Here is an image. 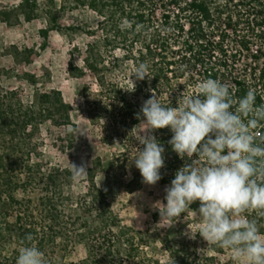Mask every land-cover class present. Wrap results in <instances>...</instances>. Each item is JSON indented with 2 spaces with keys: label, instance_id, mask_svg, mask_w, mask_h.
Instances as JSON below:
<instances>
[{
  "label": "trees",
  "instance_id": "1",
  "mask_svg": "<svg viewBox=\"0 0 264 264\" xmlns=\"http://www.w3.org/2000/svg\"><path fill=\"white\" fill-rule=\"evenodd\" d=\"M38 1L21 0L15 10L30 22L38 17ZM47 2L43 38L50 31H81L94 39L70 49L67 73L81 82L76 96L101 143L119 148L107 165L98 158L91 162L82 191L72 196L71 171L44 160L47 149L58 155L73 149L70 104L55 89L26 95L0 86V264H16L25 243L38 247L46 264H56L46 260L48 252L77 244L87 249L79 264H159L145 252L154 235L120 226L113 208L117 196L142 182L131 162L142 147L134 139L140 123L135 114L153 92L175 107L181 93L194 94L208 78L229 84L234 100L255 89L257 105L264 104V0H60L58 8L55 0ZM82 11L97 18L93 26L60 24V14ZM140 62L149 65L153 77L137 81L134 92L125 91L132 83L119 80L121 71L127 67L132 74ZM154 135L165 148L159 183L167 186L185 161L168 144L169 129ZM254 135L264 137V122ZM198 207L199 202L191 205ZM191 208L180 219L195 215ZM248 218L257 219L264 234V218L251 211ZM202 239L199 234L196 241L163 237L165 264H226L221 256L231 251L208 244L210 253L199 254Z\"/></svg>",
  "mask_w": 264,
  "mask_h": 264
},
{
  "label": "clouds",
  "instance_id": "2",
  "mask_svg": "<svg viewBox=\"0 0 264 264\" xmlns=\"http://www.w3.org/2000/svg\"><path fill=\"white\" fill-rule=\"evenodd\" d=\"M123 26L130 27V22ZM152 77L149 65L140 62L129 77L132 88L124 90L134 92L137 81ZM135 117L142 130L134 139L142 147L131 162L142 183L155 186L162 179L165 148L154 135L157 130H170L168 144L185 161L165 186L163 200L152 205L160 218L156 227H174L199 202L198 209H191L202 223L197 233L188 229L185 235L195 239L199 234L207 244L229 249L243 264H264V234L257 219L248 218L250 211L264 218V137L254 135L264 122V104L257 105L255 89L234 100L229 84L208 78L194 94L181 93L175 107L153 92ZM69 131L84 134L80 129ZM69 164L73 180L88 175L85 162ZM16 264L46 261L38 247L25 243Z\"/></svg>",
  "mask_w": 264,
  "mask_h": 264
},
{
  "label": "rangeland",
  "instance_id": "3",
  "mask_svg": "<svg viewBox=\"0 0 264 264\" xmlns=\"http://www.w3.org/2000/svg\"><path fill=\"white\" fill-rule=\"evenodd\" d=\"M21 0H0V86L5 89H21L26 95H30L34 89L49 91L52 89L61 92L64 101L72 108L71 120L84 134H75L73 149L63 155L47 149L44 153V160L51 166L58 165L70 170V162L79 165L85 162L88 167L96 158L100 159L103 165L111 159L119 145L107 147L100 141L97 128L91 124L85 105L76 96V87L81 82L69 78L67 68L69 64V51L73 46L82 48L86 43L93 42L81 31H50L47 38L40 33L48 29V23L44 11L48 7L47 0L38 1V17L35 20L26 22L19 15L15 7ZM60 0H55L56 8ZM4 13V14H3ZM4 15V16H3ZM60 24L63 27L76 26L87 23L86 26H93L97 18L87 12H74L60 14ZM99 43V40H96ZM116 55L121 56L117 51ZM77 61V60H76ZM78 64H80L77 61ZM119 75L121 82L130 85L131 81L127 67ZM142 130V125L135 129ZM88 169V168H87ZM85 178L74 180V187L71 195L74 196L84 185ZM130 179L129 171L124 178ZM96 184L103 185L102 176L96 178ZM164 188L159 182L155 186H148L141 182L138 188L129 193H122L113 202V208L119 216V225L132 228L135 231H149L153 234L150 237L152 246L145 249L148 257H155L159 264H165V257L162 253L161 240L168 236L170 239H190L185 235L188 229L195 234L202 221L194 214L187 213L186 217L180 219L174 227L163 229L156 227L159 222L158 211L152 205L164 198ZM154 238V239H153ZM199 254H209L208 244L205 240L197 241ZM87 249L83 244H77L67 250L61 248L48 252L46 260L50 258L56 264H79L86 257ZM222 263L243 264L241 260L234 258L232 252H226L221 256Z\"/></svg>",
  "mask_w": 264,
  "mask_h": 264
}]
</instances>
